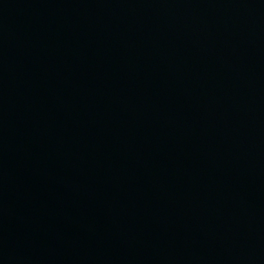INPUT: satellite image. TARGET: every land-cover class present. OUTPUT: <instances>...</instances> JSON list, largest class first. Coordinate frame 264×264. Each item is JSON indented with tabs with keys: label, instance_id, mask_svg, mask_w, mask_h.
<instances>
[{
	"label": "water",
	"instance_id": "obj_1",
	"mask_svg": "<svg viewBox=\"0 0 264 264\" xmlns=\"http://www.w3.org/2000/svg\"><path fill=\"white\" fill-rule=\"evenodd\" d=\"M0 264H264V0H0Z\"/></svg>",
	"mask_w": 264,
	"mask_h": 264
}]
</instances>
